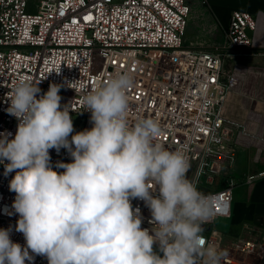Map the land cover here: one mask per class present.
I'll use <instances>...</instances> for the list:
<instances>
[{
    "label": "built area",
    "instance_id": "2783aa9c",
    "mask_svg": "<svg viewBox=\"0 0 264 264\" xmlns=\"http://www.w3.org/2000/svg\"><path fill=\"white\" fill-rule=\"evenodd\" d=\"M29 2L0 0V133L15 136L18 121L7 112L8 94L21 77L38 84L37 98L50 84L62 86L61 105L81 119L77 125L73 121L75 134L93 126L82 97L115 72H130V124L158 121L159 142L169 151L183 150L190 165L186 178L212 202L213 215L201 224L205 246L223 253L221 264H264V240H229L216 224L232 213L238 183L232 171L240 147L259 141L254 162L264 163V134L251 130L257 116L253 104L264 97V67L243 61L264 49V11L233 10L224 38L196 48L185 44L187 0H39L36 11L28 10ZM229 62L233 66L226 72ZM232 95L250 103L247 119L229 115L226 102ZM50 156L58 172L64 171L58 163L72 162L63 148L51 149ZM7 163H0V228L10 229L11 240L23 246L24 236L15 230L19 214L12 208L16 194L9 190L15 172L5 176ZM263 177L260 168L244 179L253 183ZM132 205L141 210V227L151 229L150 209L139 199ZM33 256L25 264H48Z\"/></svg>",
    "mask_w": 264,
    "mask_h": 264
},
{
    "label": "clouds",
    "instance_id": "9594fccd",
    "mask_svg": "<svg viewBox=\"0 0 264 264\" xmlns=\"http://www.w3.org/2000/svg\"><path fill=\"white\" fill-rule=\"evenodd\" d=\"M37 85L21 77L8 94L18 124L14 138L0 133V163L8 161L5 176L15 172V230L26 243L0 228V264H25L33 254L48 264H221L223 253L202 236L213 205L186 178L183 150L159 142L158 121L129 122L130 72H115L82 97L93 126L75 134L62 86L50 84L37 98ZM62 148L72 162L58 163V172L50 150ZM134 199L150 209L151 229L141 227Z\"/></svg>",
    "mask_w": 264,
    "mask_h": 264
},
{
    "label": "crops",
    "instance_id": "0c3cea01",
    "mask_svg": "<svg viewBox=\"0 0 264 264\" xmlns=\"http://www.w3.org/2000/svg\"><path fill=\"white\" fill-rule=\"evenodd\" d=\"M187 1L191 6V21H194L187 30V32L189 31V44L196 48H206L210 44L207 37L215 35L220 27L223 29L227 26L221 19L225 20L230 17V8L227 9L226 4L231 0H210L209 6L205 5L202 0ZM235 1L239 3L237 4L238 8L243 10L252 13L264 11V0ZM261 30H264V20L261 22ZM262 38L264 39V37ZM256 56L257 60H260L259 62H264V49ZM231 98L242 103L241 107L244 106V113L240 120L247 119L251 108L250 103L236 95H232ZM253 106L257 110V116L252 120L251 130L264 134V97H261ZM260 145L261 143L257 141L249 146L243 145L239 149L236 164L232 171L234 178L238 181L234 187L232 213L231 216L219 217L216 220L218 228L229 240L236 238L264 240V177L253 183H247L244 179L246 173L264 168L263 162H254L255 153Z\"/></svg>",
    "mask_w": 264,
    "mask_h": 264
},
{
    "label": "rangeland",
    "instance_id": "374dc122",
    "mask_svg": "<svg viewBox=\"0 0 264 264\" xmlns=\"http://www.w3.org/2000/svg\"><path fill=\"white\" fill-rule=\"evenodd\" d=\"M39 2V0H30V4H29V7H28V10L29 11H36L35 9V5ZM188 2V1H187ZM228 4V5H227ZM226 4V8L229 9L230 8V13L235 10V9H238V10H243L241 8H238L237 4V1L235 0H231L230 2H228ZM236 4V5H235ZM207 5V4H205ZM209 6V4H208ZM253 14H258V12H255ZM191 15H192V11H191V14H190V19H189V22H188V28L187 30L189 29V27H191V23H194V21H191ZM229 20H230V17H228V19H221V21L225 24V25H228L229 23ZM225 27V26H224ZM224 29V28H223ZM223 29L222 27H220L216 32H215V35L213 36H210V37H207V41L210 42L209 46L213 43V42H216V41H221L223 38H224V33H223ZM218 33V34H217ZM185 44L186 45H190L189 42H190V38L189 37V31L187 32L186 31V34H185ZM256 55H252V56H247V57H244L243 61L246 62V63H249V64H252L253 66L255 67H264V62L261 61L259 62L260 60H257V56L255 57ZM232 62H229L227 65H226V72H229L231 69H232ZM232 97V96H231ZM230 97V100L227 101V105H228V113L231 117L233 118H241V115H243L244 111H243V108L241 107V103L238 102V100L234 99L232 100L233 98ZM233 102H232V101ZM231 101V102H230ZM236 102V103H235ZM233 103H235V106L233 105ZM238 104V105H237ZM236 105L238 107H236ZM241 108V109H240ZM70 115L72 116L73 118V121H74V124L77 125L79 123H81V119L78 118V116H76L74 113H70ZM254 151H255V148H253ZM157 250H158V247H157Z\"/></svg>",
    "mask_w": 264,
    "mask_h": 264
},
{
    "label": "bare ground",
    "instance_id": "6f19581e",
    "mask_svg": "<svg viewBox=\"0 0 264 264\" xmlns=\"http://www.w3.org/2000/svg\"><path fill=\"white\" fill-rule=\"evenodd\" d=\"M231 101H232V100H231ZM231 101H230V102H231ZM232 102H233V101H232ZM235 103H236V102H235ZM235 103H233L234 106H235ZM241 104H242V103H241ZM237 105H238V104H237ZM237 105H236V107H238ZM243 105H244V104H243ZM243 107H244V106H243ZM243 107H242V108H243ZM240 109H241V108H240Z\"/></svg>",
    "mask_w": 264,
    "mask_h": 264
}]
</instances>
